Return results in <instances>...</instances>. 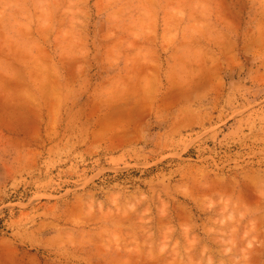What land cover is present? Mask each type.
I'll use <instances>...</instances> for the list:
<instances>
[{"label":"rangeland","instance_id":"obj_1","mask_svg":"<svg viewBox=\"0 0 264 264\" xmlns=\"http://www.w3.org/2000/svg\"><path fill=\"white\" fill-rule=\"evenodd\" d=\"M174 263L264 264V0H0V264Z\"/></svg>","mask_w":264,"mask_h":264},{"label":"bare ground","instance_id":"obj_2","mask_svg":"<svg viewBox=\"0 0 264 264\" xmlns=\"http://www.w3.org/2000/svg\"><path fill=\"white\" fill-rule=\"evenodd\" d=\"M155 256H157V255H155ZM159 257H162V256H158V258H159ZM190 259H191V258H190ZM191 262H192V261H191ZM194 262H195V261H194ZM194 262H193V263H194ZM186 263H187V262H186ZM193 263H192V264H193ZM174 264H175V263H174Z\"/></svg>","mask_w":264,"mask_h":264}]
</instances>
